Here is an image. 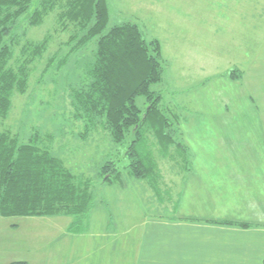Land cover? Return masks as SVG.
<instances>
[{
  "label": "rangeland",
  "instance_id": "374dc122",
  "mask_svg": "<svg viewBox=\"0 0 264 264\" xmlns=\"http://www.w3.org/2000/svg\"><path fill=\"white\" fill-rule=\"evenodd\" d=\"M106 4L108 29L134 21L147 40L160 41L164 74L151 89L163 95L162 104L177 116L183 140L179 143L187 146V154L182 156L179 146L166 158L156 152L161 175L156 185L134 178L127 168L128 141L113 143L103 125L86 134L85 121L74 116L71 95L86 82L85 68L94 62L96 43L70 54L73 28L58 32L57 11L39 27L20 23L21 45L16 46L12 64L25 41L48 45L28 66V88L14 93L1 129L19 134L22 141L39 133L40 142L49 144L76 176L92 181L96 203L82 234L69 233L73 221L64 215L0 216V264H97L139 255L140 249L122 247L142 237L172 233L165 225L151 227L153 221L170 224L177 219L186 225L204 219L212 225L232 221L231 226L220 225L236 230L264 227V220L257 221L258 209L264 214V0H106ZM58 52L59 58H66V67L45 71ZM138 105L147 107L143 98ZM228 154L241 157L215 159ZM253 160H262L261 167L252 168ZM107 161H117L121 174L112 182L100 175ZM217 162V170L208 168ZM242 222L251 226L241 227ZM179 228L184 234L195 232L187 225Z\"/></svg>",
  "mask_w": 264,
  "mask_h": 264
},
{
  "label": "trees",
  "instance_id": "16d2710c",
  "mask_svg": "<svg viewBox=\"0 0 264 264\" xmlns=\"http://www.w3.org/2000/svg\"><path fill=\"white\" fill-rule=\"evenodd\" d=\"M54 11L58 13V32L73 28L68 41L70 54L77 47L87 49L96 43L94 62L85 68L86 82L71 95L74 116L85 121L86 134L103 125L113 143L123 145L128 141V171L151 185L161 179L156 152L166 158L179 146L181 155L186 156L188 148L181 144L177 116L173 115L175 119L162 104L163 95L151 89L164 74L158 39L147 40L134 21L108 29L106 0H0V216L64 215L73 221L69 233L82 234L96 203L92 181L76 176L63 159L53 154L49 144L40 142L39 133L22 141L19 134L1 129L10 115L14 93L28 88V66L42 57L48 45L47 41H25L12 64L16 46L21 45L17 37L20 23L39 27ZM60 55L58 52L50 57L45 71L66 67V58ZM140 98L145 101V109L138 105ZM185 160L191 165V160ZM105 163L100 171L101 176H108L105 182L121 176L117 161ZM239 225L251 226L247 222Z\"/></svg>",
  "mask_w": 264,
  "mask_h": 264
},
{
  "label": "crops",
  "instance_id": "0c3cea01",
  "mask_svg": "<svg viewBox=\"0 0 264 264\" xmlns=\"http://www.w3.org/2000/svg\"><path fill=\"white\" fill-rule=\"evenodd\" d=\"M221 155V154H220ZM264 156V153H262ZM261 155V156H262ZM258 156L254 154V157ZM240 158L239 156H237ZM235 155L228 154L215 158L219 162H225L228 158H237ZM212 161V159H206ZM262 160H253L252 168L261 167L259 164ZM194 167V165H193ZM220 167V163L209 165L208 168ZM196 168V167H195ZM207 168V169H208ZM206 169V170H207ZM238 169V167H234ZM201 170V168H200ZM209 170V169H208ZM192 171L195 170L192 169ZM264 200V199H262ZM257 204H262L257 202ZM203 206V205H202ZM257 221L264 220V214L258 209ZM247 220V219H246ZM197 221L186 224L191 230H195L192 234H184V230L179 227L186 226L182 223H162L153 221L150 225L166 226L171 229L174 234H168L164 237H152L151 239H143V237L135 242H131L130 247L140 249L139 255L130 254V256L108 258L99 261L97 264H263L264 263V227H256L253 230L237 228H229L223 225L207 224ZM249 221V220H248ZM145 225V224H144ZM147 226V225H146ZM133 228V227H132ZM186 228V227H184ZM125 229V228H124ZM132 232L133 229H129ZM232 240H239L233 242ZM84 264V263H83Z\"/></svg>",
  "mask_w": 264,
  "mask_h": 264
}]
</instances>
